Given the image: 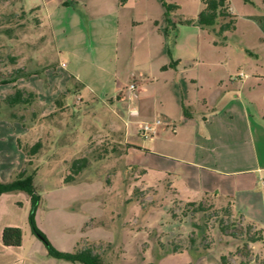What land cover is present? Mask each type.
<instances>
[{"label": "crops", "instance_id": "crops-1", "mask_svg": "<svg viewBox=\"0 0 264 264\" xmlns=\"http://www.w3.org/2000/svg\"><path fill=\"white\" fill-rule=\"evenodd\" d=\"M230 3L237 16L236 29L220 43L213 32L198 26L202 3L188 25L184 19L169 22L163 5L162 18L150 14L147 0H129L125 6H120L119 0H46L47 24L54 59L58 58L55 65L65 81L59 92L66 95L76 84L78 97L88 92L118 106L127 119L125 142L130 148L126 158L130 165L147 175L172 177L182 196L226 200L245 221L264 229V0ZM139 9L138 16L132 18L130 12ZM185 26L192 28L194 36L182 45ZM87 38L91 43L95 38L103 46L97 56H89ZM107 39L113 45L111 56L105 54ZM124 47L133 55L141 54L140 70L130 67L125 74L120 72ZM63 55L68 56V63ZM20 81L23 79L12 85L24 90ZM132 83L138 85L139 110L135 115L128 111ZM31 92L38 96L37 91ZM156 119L163 121L157 135L151 137L157 141L131 146V133L141 136V125ZM8 131L16 145L13 154L19 160L7 171L2 169L4 163L0 164L2 182L12 181V174L26 172L30 162L19 145V136ZM7 202L12 213L23 211L24 215L22 219L8 217L0 227V264H73L55 263L38 237L26 243L24 235L21 247H5L3 230L23 228L27 210L20 208L24 202L4 194L1 216ZM108 244L113 246L111 241ZM157 264L211 263L204 257L195 261L183 252L165 256Z\"/></svg>", "mask_w": 264, "mask_h": 264}, {"label": "rangeland", "instance_id": "rangeland-1", "mask_svg": "<svg viewBox=\"0 0 264 264\" xmlns=\"http://www.w3.org/2000/svg\"><path fill=\"white\" fill-rule=\"evenodd\" d=\"M147 1L150 14L162 18V1ZM166 1L179 7L170 17L174 22L192 21L201 5V0ZM139 11L132 10L129 15L135 18ZM47 23L46 0H0V122L4 123L0 125V164L4 163L2 169L7 171L19 160L13 154L16 145L8 129L28 150L42 143L25 173L34 176L42 196L36 225L52 245L63 252H72L75 246L93 247L106 264H157L165 256L183 252L195 261L204 257L211 264H264V230L234 212L230 202L211 196H182L174 188L172 177L147 175L130 165L123 154L124 145L110 158L97 161L103 143L110 140L113 145L118 141L115 134H126L127 119L117 105L88 92L82 97L59 92L65 81L55 65L58 58L54 59ZM185 27L182 45L194 36L192 28ZM87 39L89 56H97L98 48L103 46L95 38L93 43ZM105 48L106 56H111L113 45L109 39ZM122 49L120 72L130 67L135 72L140 70L141 54ZM63 57L68 63V56ZM19 79H23L20 84L24 85V97L32 101L30 105L12 106L7 101L18 89L12 84ZM31 90L38 96L30 97ZM131 135V146L157 141L133 132ZM83 158L89 159L87 166L74 174L73 162ZM12 175L14 179L18 176ZM70 175L75 181L66 184ZM7 195L25 203L20 205L24 211L27 209L25 223L19 228L28 243L36 237L28 222L30 198L25 192ZM3 209L0 227L8 217L22 219L24 215L23 211L12 213L8 202ZM252 237L260 240L252 243ZM53 261L66 263L55 258Z\"/></svg>", "mask_w": 264, "mask_h": 264}, {"label": "trees", "instance_id": "trees-1", "mask_svg": "<svg viewBox=\"0 0 264 264\" xmlns=\"http://www.w3.org/2000/svg\"><path fill=\"white\" fill-rule=\"evenodd\" d=\"M161 1L163 7L165 8V16L168 18L169 22H171V14L174 11H177L179 7L175 4L168 3L166 0ZM128 2L129 0H119L120 6H125L126 4H128ZM201 3L203 8L196 20L198 26L203 30L213 32L214 35L218 38V41L216 43H220L221 41L226 40V34L235 31L237 23V16L231 11L230 0H201ZM192 22L193 20L187 21V23ZM173 65L174 63L168 67H164L163 69L166 70L167 68L173 67ZM69 93L80 96V93H78L76 88H70ZM29 95L32 98L35 97L34 93H30ZM7 101L12 106L20 104L30 105L32 102L28 98L24 97V90L21 89H17L14 95L8 97ZM72 114L75 115L76 113L72 111ZM115 137L118 138V141L115 140L113 142V145H110V140H107L106 143H103L101 145L100 148L102 151L98 156L97 161H103L110 158V155L119 152L120 146L123 145V154H127V150L128 148H130V146L123 143L125 141V132L122 131L121 133H119V135L115 134ZM19 145L26 153L28 159L37 155L42 147V143L39 142L35 144L30 150H28L26 149V147H23L21 140H19ZM88 162V158L75 160L72 164L74 174H80L82 170L87 166ZM74 181L75 176L70 175L66 178L65 182L66 184H73ZM18 192H25L30 198L31 210L28 216V222L33 234L44 242L49 256L57 260H62L73 264H106L103 256L100 253L96 252L93 247L81 248L78 246L72 252H63L56 249L49 241L47 236L38 229L36 225V214L41 204L42 196L35 186L34 176H26V173L22 172L18 174L16 179L10 182H2L0 180V198L4 194H13ZM23 237L24 233L21 228L6 227L3 230L2 240L5 247L18 248L23 244ZM259 240V238L252 237V239H250V242L254 243L258 242Z\"/></svg>", "mask_w": 264, "mask_h": 264}, {"label": "built area", "instance_id": "built-area-1", "mask_svg": "<svg viewBox=\"0 0 264 264\" xmlns=\"http://www.w3.org/2000/svg\"><path fill=\"white\" fill-rule=\"evenodd\" d=\"M241 76H245V75L241 74ZM137 90H138V85L136 83H132L128 88V92H129V95L127 97L128 111L134 115L137 114L139 110ZM162 125H163V121L161 119H156L153 122H145L141 125L139 133L145 139L154 137L155 135H157Z\"/></svg>", "mask_w": 264, "mask_h": 264}]
</instances>
